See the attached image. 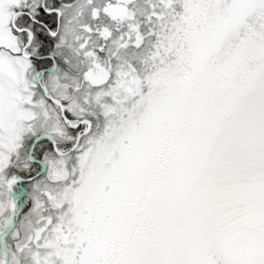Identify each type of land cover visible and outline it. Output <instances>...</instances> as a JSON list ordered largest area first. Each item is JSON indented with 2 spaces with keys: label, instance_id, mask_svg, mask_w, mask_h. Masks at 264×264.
<instances>
[{
  "label": "snow or ice",
  "instance_id": "snow-or-ice-1",
  "mask_svg": "<svg viewBox=\"0 0 264 264\" xmlns=\"http://www.w3.org/2000/svg\"><path fill=\"white\" fill-rule=\"evenodd\" d=\"M0 264H264V0H0Z\"/></svg>",
  "mask_w": 264,
  "mask_h": 264
}]
</instances>
